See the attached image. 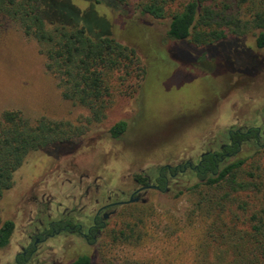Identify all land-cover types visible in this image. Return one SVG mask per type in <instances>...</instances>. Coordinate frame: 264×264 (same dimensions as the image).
Here are the masks:
<instances>
[{
  "label": "rangeland",
  "instance_id": "obj_1",
  "mask_svg": "<svg viewBox=\"0 0 264 264\" xmlns=\"http://www.w3.org/2000/svg\"><path fill=\"white\" fill-rule=\"evenodd\" d=\"M69 1L81 12L92 10L88 16L92 25L104 29L110 22L113 37L132 46L138 60L121 79L117 74L112 76L113 103L105 119L74 144L75 151L55 160L47 158L43 151H34L15 171V187L4 193L0 216L16 218L17 226L25 221L27 207L21 212L22 205L14 200L29 182L30 169V173L36 168L44 174L39 188L47 196L70 189L83 171L99 175L100 182L108 179L116 194L128 189L129 176L141 169L152 171L155 166L195 158L215 135L223 134L230 126L260 124L264 115V68L251 74L224 69L235 64L244 68L252 62L241 44L229 42L204 50L167 37L169 14L187 0H167V16L160 20L141 13L137 6L144 0H125L124 5L110 0ZM40 51L36 40L25 35L17 22L1 19L0 115L9 109L20 111L30 121L45 117L85 125L88 109L62 96L61 78L47 68L48 60ZM252 53L257 60L264 61V48L253 46ZM200 57L208 63L191 64ZM120 120L126 122V130L117 138L111 137L108 128ZM241 158L245 159L241 175L257 173L264 165V148L254 150L243 145L228 162ZM178 181L179 189L186 190L198 179L187 171ZM234 195L246 196L241 191ZM163 198L152 191L148 203L118 206L112 231L96 251L85 245L64 251L62 241L49 242L53 252L48 255V264H68L81 254L94 256L99 249L103 257L113 260L137 255L155 258L159 264H175L179 255L190 258L193 248L182 245L171 224H176L185 212L191 195L185 193L175 200L170 211L160 207L159 203H169V199ZM134 223L141 225L144 234L148 232L136 242L119 233ZM193 225L197 226L194 220ZM192 234L191 231L190 240ZM18 237L19 228L11 236V245L0 249V264H9Z\"/></svg>",
  "mask_w": 264,
  "mask_h": 264
},
{
  "label": "trees",
  "instance_id": "obj_2",
  "mask_svg": "<svg viewBox=\"0 0 264 264\" xmlns=\"http://www.w3.org/2000/svg\"><path fill=\"white\" fill-rule=\"evenodd\" d=\"M110 1L125 4V0ZM233 2L185 1L169 14L167 37L204 50L236 42L245 48L252 62L244 68L235 64L224 69L244 74L262 70L264 61L257 60L252 49L264 48V0ZM166 3L167 0H144L137 7L141 13L160 20L167 16ZM90 11L81 12L69 0H0V21L7 18L17 22L25 35L36 40L48 60L47 68L61 78L62 96L89 111L85 125L45 117L30 121L17 110L1 112L0 213L3 195L15 187L14 173L27 155L43 151L47 158L55 160L72 152L74 144L105 119L113 103L112 76L117 74L121 79L129 66L137 64L135 49L113 37L110 22L105 23L108 27L104 29L92 25L88 20ZM126 125L123 120L112 124L109 135L119 137ZM244 162L241 158L216 167L209 158L196 183L172 196L160 194L169 199L165 205L159 203L165 211L174 209L175 200L185 193L191 195L185 212L171 226L182 245H191L193 252L186 259L179 255L175 264H186L188 260L189 264H264V165L259 172L249 171L244 177L240 173ZM33 169L28 171L27 184L44 175ZM35 171L38 177L29 180ZM238 191L246 196L236 197ZM13 231V220L0 216V249L9 243ZM119 233L135 242L148 234L138 223L128 224ZM70 264L159 263H155V258L137 255L106 259L99 249L94 256L81 254Z\"/></svg>",
  "mask_w": 264,
  "mask_h": 264
},
{
  "label": "flooded vegetation",
  "instance_id": "obj_3",
  "mask_svg": "<svg viewBox=\"0 0 264 264\" xmlns=\"http://www.w3.org/2000/svg\"><path fill=\"white\" fill-rule=\"evenodd\" d=\"M204 62L208 63V60L200 57L191 61V64ZM260 121V124L247 127H228L223 134L215 135L208 147L195 158L174 165L165 163L155 166L152 171L141 169L137 174L129 176L131 186L116 194L108 179L100 182L99 175L86 171L78 175L77 182L71 184L70 189L61 190L53 196H47L39 188L41 179L30 182L14 200L17 205H22L21 212H25L27 207V215L19 226L16 218L12 219L14 231L19 228V237L14 243L17 248L9 264H48V255L53 252L52 246L48 245L51 241H62L61 249L64 251L83 245L93 247L96 251L105 236L112 231L118 206L148 203L152 191L172 196L180 188V175L189 171L198 179L205 172V163L209 158L218 167L235 158L243 145L251 146L254 150L264 148V115ZM16 211L18 214L20 210ZM9 245L11 238L6 246Z\"/></svg>",
  "mask_w": 264,
  "mask_h": 264
}]
</instances>
